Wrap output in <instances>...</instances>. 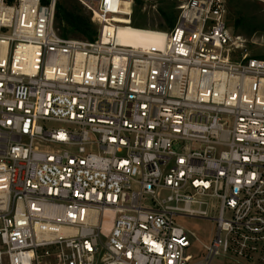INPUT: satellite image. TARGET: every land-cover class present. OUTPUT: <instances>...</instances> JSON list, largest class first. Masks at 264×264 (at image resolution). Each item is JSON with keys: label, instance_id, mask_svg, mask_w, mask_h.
I'll return each instance as SVG.
<instances>
[{"label": "built area", "instance_id": "1", "mask_svg": "<svg viewBox=\"0 0 264 264\" xmlns=\"http://www.w3.org/2000/svg\"><path fill=\"white\" fill-rule=\"evenodd\" d=\"M78 1L94 41L0 0V264H264V58L226 0L147 46L115 36L133 0Z\"/></svg>", "mask_w": 264, "mask_h": 264}, {"label": "rangeland", "instance_id": "2", "mask_svg": "<svg viewBox=\"0 0 264 264\" xmlns=\"http://www.w3.org/2000/svg\"><path fill=\"white\" fill-rule=\"evenodd\" d=\"M66 1H71L72 4H79L85 12L91 15V12L78 0ZM179 3V0H133L132 5L127 2L128 6L123 12L132 11L131 22L134 20L138 25L137 27L166 31L170 28L161 10L169 13L174 12V15H177ZM226 6L228 8V26L230 30L234 34L245 38L250 55L264 58V0H226ZM69 35L72 37V34ZM51 126L58 128L62 125L55 123L51 124ZM178 222L185 228L195 232L201 242L207 243L210 240L214 229L211 221L184 218L179 219ZM215 264L220 263L216 260Z\"/></svg>", "mask_w": 264, "mask_h": 264}, {"label": "trees", "instance_id": "3", "mask_svg": "<svg viewBox=\"0 0 264 264\" xmlns=\"http://www.w3.org/2000/svg\"><path fill=\"white\" fill-rule=\"evenodd\" d=\"M161 13L168 21L169 28H172L177 15L165 10H161ZM132 22V26H138L134 20ZM55 24L63 37H71L69 34H72V38L94 41L98 36L97 26L92 21L91 15L85 12L82 6L72 4L71 1L57 0Z\"/></svg>", "mask_w": 264, "mask_h": 264}, {"label": "bare ground", "instance_id": "4", "mask_svg": "<svg viewBox=\"0 0 264 264\" xmlns=\"http://www.w3.org/2000/svg\"><path fill=\"white\" fill-rule=\"evenodd\" d=\"M127 6V2H124L123 9H126ZM117 18L120 22L126 23V25L119 26L115 35L120 42L130 46H147L156 43L158 37L161 36L155 30L132 26L128 18L120 16H117Z\"/></svg>", "mask_w": 264, "mask_h": 264}]
</instances>
